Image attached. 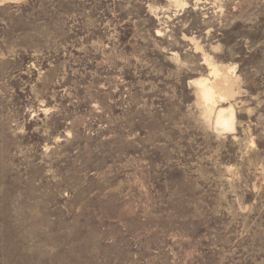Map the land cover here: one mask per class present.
Here are the masks:
<instances>
[{
	"label": "rangeland",
	"instance_id": "obj_1",
	"mask_svg": "<svg viewBox=\"0 0 264 264\" xmlns=\"http://www.w3.org/2000/svg\"><path fill=\"white\" fill-rule=\"evenodd\" d=\"M0 264H264V0H0Z\"/></svg>",
	"mask_w": 264,
	"mask_h": 264
},
{
	"label": "clouds",
	"instance_id": "obj_2",
	"mask_svg": "<svg viewBox=\"0 0 264 264\" xmlns=\"http://www.w3.org/2000/svg\"><path fill=\"white\" fill-rule=\"evenodd\" d=\"M186 6H187L186 4H181L180 5V7H186ZM213 7H214V10L216 12H222V7L219 4L213 5ZM196 51L197 52H201L202 49L197 48ZM222 52H223V45L221 43L217 42L216 44H214V45L211 46V53L212 54H221ZM179 64L183 68H188V62L187 61H180ZM235 67L238 69L239 65H235ZM239 79H240V77L237 76V80H239ZM195 83H197V80H195V79H193V80L190 81V84H195ZM193 94L195 95V93H193ZM203 99H204V101L206 103H210L211 102L210 101V97L208 96L207 93L204 94ZM219 99L223 100L224 97H220ZM201 106H203V105H201Z\"/></svg>",
	"mask_w": 264,
	"mask_h": 264
},
{
	"label": "bare ground",
	"instance_id": "obj_3",
	"mask_svg": "<svg viewBox=\"0 0 264 264\" xmlns=\"http://www.w3.org/2000/svg\"><path fill=\"white\" fill-rule=\"evenodd\" d=\"M215 73H217V71H215ZM198 86L200 88V94H201L202 100L204 101V99H203L204 94L207 93L208 96L210 97V101H211L210 103H207V104H212V103L214 104L216 102V100H215L216 94H217L216 88L209 85L207 83L206 79L202 80V81H198Z\"/></svg>",
	"mask_w": 264,
	"mask_h": 264
}]
</instances>
